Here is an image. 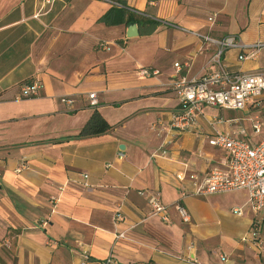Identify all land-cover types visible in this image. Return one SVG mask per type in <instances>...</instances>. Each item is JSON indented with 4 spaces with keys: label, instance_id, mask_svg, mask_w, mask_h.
<instances>
[{
    "label": "crops",
    "instance_id": "crops-1",
    "mask_svg": "<svg viewBox=\"0 0 264 264\" xmlns=\"http://www.w3.org/2000/svg\"><path fill=\"white\" fill-rule=\"evenodd\" d=\"M111 1L0 0L1 260L264 264V212L248 207L244 191L216 194L244 197L229 204L230 212L205 204L204 196L192 194L190 179L227 159L208 144L214 132L251 145L264 139V94L244 110L205 106L189 131L170 128L180 109L172 80L198 79L215 68L214 46L190 32L232 35L245 46L264 43V0H116L159 22L152 33L137 25L132 38L126 36L130 25L98 22ZM239 54L223 55L229 73L264 71V48L246 60ZM139 68L157 75L139 76ZM35 78L39 96L20 97V84ZM92 92L95 107L87 99ZM63 96L74 99L70 108L59 101ZM95 110L112 129L78 136ZM149 195L167 207L168 222L150 217ZM176 204L188 210L189 224L180 221ZM238 208L240 215L233 212ZM212 213L232 221L216 227ZM253 226L256 240L241 242Z\"/></svg>",
    "mask_w": 264,
    "mask_h": 264
},
{
    "label": "built area",
    "instance_id": "built-area-1",
    "mask_svg": "<svg viewBox=\"0 0 264 264\" xmlns=\"http://www.w3.org/2000/svg\"><path fill=\"white\" fill-rule=\"evenodd\" d=\"M52 3L55 0H45ZM111 4H119L111 1ZM214 17L208 21L213 22ZM203 43L214 46L215 50L211 56V65L215 68L201 78H187L176 76L171 82L179 102L180 109L172 115L170 128L184 132L196 126L197 117L201 114L202 108L212 107L224 110L239 111L250 105H258L264 94V71L256 73H229L222 63L223 55L230 50H237L239 60H246L255 55L257 51L264 48V43H257L253 46L241 44L235 36L228 35L221 39H213L207 35L190 32ZM99 48H105V44L99 43ZM176 71H180V65L174 64ZM139 76H156L157 72L147 68L137 70ZM41 82L38 79L25 81L19 86L20 97L35 98L39 96ZM87 99L90 107L97 105V98L94 92L88 94ZM59 101L70 108L74 104L72 97L63 96ZM221 120L219 119L218 122ZM255 132H259L260 124L253 126ZM209 146L220 149L227 154V159L221 168H215L199 178L191 176L193 186L192 194L195 196L216 195L230 192L244 191L247 194L248 207L254 212H264V139L251 145L245 140L231 137L221 132H214L208 139ZM163 154H165L163 152ZM25 169L22 164L17 171ZM177 180L183 181L182 174L176 175ZM150 207V217H157L168 222L164 206L157 195H149L147 198ZM176 210L180 221L184 224L191 222L188 210L181 204H176ZM235 214L240 215L241 209H234ZM256 227V226H255ZM254 226L250 234L241 237V242L256 240L257 230ZM255 228V229H254ZM123 233L117 234L116 238H122ZM83 258H87L86 254ZM192 261L190 258L185 259ZM105 264H115L109 257Z\"/></svg>",
    "mask_w": 264,
    "mask_h": 264
},
{
    "label": "trees",
    "instance_id": "trees-1",
    "mask_svg": "<svg viewBox=\"0 0 264 264\" xmlns=\"http://www.w3.org/2000/svg\"><path fill=\"white\" fill-rule=\"evenodd\" d=\"M148 3L155 2L156 0H147ZM119 4L113 5L112 7L102 15L98 22L104 24L106 27H113L118 25L129 26L136 24L140 27H146L147 33H152L156 26L159 25V22L154 20L151 17H145L144 14H138L131 8L125 5L121 1H114ZM145 15H148L146 13ZM149 16V15H148ZM112 129V126L109 125L103 117L95 110L90 116L87 123L80 130L78 136H98L103 133H106ZM0 263L4 262L0 258Z\"/></svg>",
    "mask_w": 264,
    "mask_h": 264
},
{
    "label": "rangeland",
    "instance_id": "rangeland-1",
    "mask_svg": "<svg viewBox=\"0 0 264 264\" xmlns=\"http://www.w3.org/2000/svg\"><path fill=\"white\" fill-rule=\"evenodd\" d=\"M247 198V196H246ZM202 202H204L205 204L208 205H213L215 203H219L222 204L223 206H225L226 208L229 207V204L231 202H240L244 199V197L242 195H238V194H225V195H206L204 197H200L199 198ZM231 209L228 208V212H230ZM222 217V218H221ZM225 221H232V218H229L227 215L226 216H219L217 214H211L210 217V222L214 224V226H218V224L221 222H225Z\"/></svg>",
    "mask_w": 264,
    "mask_h": 264
},
{
    "label": "water",
    "instance_id": "water-1",
    "mask_svg": "<svg viewBox=\"0 0 264 264\" xmlns=\"http://www.w3.org/2000/svg\"><path fill=\"white\" fill-rule=\"evenodd\" d=\"M137 35H138L137 25L136 24L130 25L126 31L127 38H132V37L137 36Z\"/></svg>",
    "mask_w": 264,
    "mask_h": 264
}]
</instances>
